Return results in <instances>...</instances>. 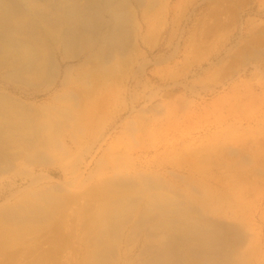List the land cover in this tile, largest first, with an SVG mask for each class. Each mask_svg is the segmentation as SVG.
I'll return each mask as SVG.
<instances>
[{
	"label": "bare ground",
	"instance_id": "bare-ground-1",
	"mask_svg": "<svg viewBox=\"0 0 264 264\" xmlns=\"http://www.w3.org/2000/svg\"><path fill=\"white\" fill-rule=\"evenodd\" d=\"M184 1L0 0L4 258L42 232L65 264H264V139L179 117L184 80L147 91Z\"/></svg>",
	"mask_w": 264,
	"mask_h": 264
},
{
	"label": "rangeland",
	"instance_id": "rangeland-1",
	"mask_svg": "<svg viewBox=\"0 0 264 264\" xmlns=\"http://www.w3.org/2000/svg\"><path fill=\"white\" fill-rule=\"evenodd\" d=\"M177 1L174 0L173 4ZM187 1H184L186 5L184 3L180 10L175 12L177 14L181 11L178 13L179 15L177 14L178 16L174 12L172 13L171 18L173 17L174 20L177 17L178 19L176 18L177 20L173 24L163 30L164 34L160 33L162 50L156 51L151 57L163 55L169 58L170 53L174 52V47L180 42L179 52L160 66L151 64L148 67L150 74L156 73L152 75L160 79L158 83L161 86L151 84L152 86L148 87L147 91L162 87L164 83L162 78L169 83L184 80L190 87H193V90L189 89L188 93L192 94L193 97L190 98L195 101L197 109L181 110L178 112L179 117L189 115L187 120L200 125L242 126L244 130L235 134V137L242 140L255 137L260 140L264 139V131L262 134L253 131L261 130L260 128L264 126V0ZM183 7L188 9H186L187 11L184 9L185 13H183ZM180 15L183 17L182 19ZM175 23L177 24L175 25ZM174 30H176L175 33ZM173 35L175 38L172 39ZM174 74L175 76H173ZM173 77L175 79H172ZM160 91V96L168 104L183 101L181 89L162 87ZM215 135L225 136V134H212L211 137H215ZM93 168L94 166L91 169ZM91 169L86 170V173H90ZM97 171L99 172L96 168L91 180L96 178ZM88 182H85L86 187L92 183V181L89 182L90 184ZM85 190L84 195H86ZM50 192L61 196L60 193L53 190ZM24 193L26 194V192ZM20 195L16 198L17 200L24 196L23 193ZM40 234L42 235V232H37L34 235L31 248L21 251L22 255L17 253L18 257H14L8 252L2 253L11 256L9 258L6 256L7 260L6 257L0 255V264H65L66 249L63 240L58 242L62 244L55 242L60 245L59 247L56 244L53 247L51 245L53 241L47 243L46 239L50 235L54 237V234L47 235L46 233L45 235L43 233L42 238H37ZM35 245L38 247L36 248ZM50 245L55 250L53 257L60 260L58 263L56 259L55 263L52 258L50 259L51 250L46 252L48 255L45 253V250L50 249ZM56 250L64 255L63 258L60 252L58 253L61 256L58 255ZM29 251L33 254L31 252L28 254ZM13 258L16 259L13 260ZM43 258L45 259L43 260Z\"/></svg>",
	"mask_w": 264,
	"mask_h": 264
}]
</instances>
